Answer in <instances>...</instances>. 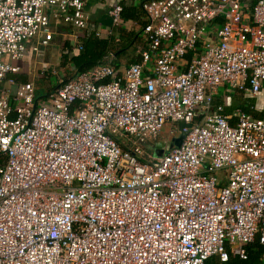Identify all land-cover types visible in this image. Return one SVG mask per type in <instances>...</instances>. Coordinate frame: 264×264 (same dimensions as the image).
Returning a JSON list of instances; mask_svg holds the SVG:
<instances>
[{
  "label": "built area",
  "instance_id": "obj_1",
  "mask_svg": "<svg viewBox=\"0 0 264 264\" xmlns=\"http://www.w3.org/2000/svg\"><path fill=\"white\" fill-rule=\"evenodd\" d=\"M143 4L140 62L39 99L13 75L53 22L88 26L85 0H0V264L224 263L264 246V116L214 106L223 85L263 90L264 0ZM168 124L182 142L156 157Z\"/></svg>",
  "mask_w": 264,
  "mask_h": 264
},
{
  "label": "trees",
  "instance_id": "obj_2",
  "mask_svg": "<svg viewBox=\"0 0 264 264\" xmlns=\"http://www.w3.org/2000/svg\"><path fill=\"white\" fill-rule=\"evenodd\" d=\"M120 4L122 5V19L124 21H135L137 23V28L131 29L130 31L124 26L114 25L113 18H111L108 24L112 27V31L107 37L99 36L96 30L91 29L89 31V29H87L83 37L80 38V45H78L79 52L74 54L70 59V62L74 63L75 69L72 70V66L68 64L72 72L87 71L97 65L103 64H112L117 68H122L141 61V53L140 51L137 52V50L139 48L143 50L146 47L145 43L147 41L144 35V28L149 21L144 9V4L136 6L128 4L126 1ZM66 63H68V61H66ZM240 107L256 117L263 116L258 113L254 114L252 107ZM5 160L6 156L0 153V165ZM247 250L249 253L247 259H242L231 254L229 260L222 263L219 257L213 256L208 259L207 264H260L262 262L264 246L258 239L249 244Z\"/></svg>",
  "mask_w": 264,
  "mask_h": 264
},
{
  "label": "crops",
  "instance_id": "obj_3",
  "mask_svg": "<svg viewBox=\"0 0 264 264\" xmlns=\"http://www.w3.org/2000/svg\"><path fill=\"white\" fill-rule=\"evenodd\" d=\"M123 1L128 2V4L140 6L145 0H85V7L90 17L88 26L85 28H78L70 23L53 22L55 36L48 46H42L43 54L37 55L32 51H29L25 58L20 61V72L15 73L13 76L16 77L18 82L30 81L27 75V70L28 67L30 69L32 65H41V68L46 65L49 72L51 62L43 60L45 58V53L47 52H45V49H54L56 47H59L60 50L63 49L61 54L63 59V67H67L68 64H70L72 66V70H74L75 67L72 65L73 62H70V59L74 54L79 52L78 45H80V38L83 37L87 29H89V31L91 29L96 30L99 36L107 37L112 31V27L108 24V21L112 18L111 10L117 4H120ZM119 25L124 26L130 31L131 29L137 28V23L133 20L124 21L122 19ZM60 45H62L63 48H61L62 46ZM138 51H141V48H139L137 52ZM51 55V57H53V54ZM66 61H68V63H66ZM26 62L28 65L26 64V66H24V63ZM62 82H64V80L57 82L55 85H50L47 93L59 86ZM217 90L218 91L215 95L214 106L217 104H223L225 113L231 115L235 109L241 108L240 106H249V108L252 107L254 114L258 113L264 116V87L258 95H252L248 92L238 89H230L226 85L220 86ZM36 93L39 99H42L48 95L47 93L41 94L40 92H37V90ZM235 120V118H232V121ZM160 147L162 146H159L158 148Z\"/></svg>",
  "mask_w": 264,
  "mask_h": 264
},
{
  "label": "rangeland",
  "instance_id": "obj_4",
  "mask_svg": "<svg viewBox=\"0 0 264 264\" xmlns=\"http://www.w3.org/2000/svg\"><path fill=\"white\" fill-rule=\"evenodd\" d=\"M62 46V45H60ZM63 48V46L61 47ZM62 50L59 49V47H56L54 49H45V58L43 60H46L48 62H51V67L49 69L47 77H43L41 75V65H32L29 69L27 75L35 85V89L37 92H40L41 94L47 93L48 88L50 85H55L57 82L63 81L67 78H69L72 75V70L67 67H63V59H62ZM50 53V55H49ZM53 54V57H51ZM61 55V56H60ZM35 56V55H34ZM28 65V63H24V66ZM30 65V64H29ZM17 87H13V93H15ZM170 125H166L163 132L161 133L160 137L158 138L160 146L167 148L168 146H171V138H169V127ZM149 152L153 153L154 149L152 146L149 147Z\"/></svg>",
  "mask_w": 264,
  "mask_h": 264
},
{
  "label": "water",
  "instance_id": "obj_5",
  "mask_svg": "<svg viewBox=\"0 0 264 264\" xmlns=\"http://www.w3.org/2000/svg\"><path fill=\"white\" fill-rule=\"evenodd\" d=\"M72 65L74 66V63H72ZM182 134L179 136V137H176L174 139V141L171 143V146L170 147H174L175 145H180V143L182 142ZM165 152V148L163 147H160V148H157L155 151H154V154L156 157H160L163 155V153Z\"/></svg>",
  "mask_w": 264,
  "mask_h": 264
}]
</instances>
